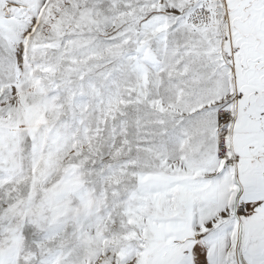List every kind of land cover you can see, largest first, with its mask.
Returning <instances> with one entry per match:
<instances>
[{"label": "snow or ice", "instance_id": "6c2138e0", "mask_svg": "<svg viewBox=\"0 0 264 264\" xmlns=\"http://www.w3.org/2000/svg\"><path fill=\"white\" fill-rule=\"evenodd\" d=\"M0 264H264V0H0Z\"/></svg>", "mask_w": 264, "mask_h": 264}]
</instances>
